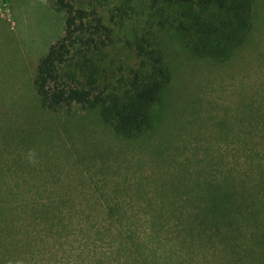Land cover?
Masks as SVG:
<instances>
[{
    "label": "rangeland",
    "instance_id": "374dc122",
    "mask_svg": "<svg viewBox=\"0 0 264 264\" xmlns=\"http://www.w3.org/2000/svg\"><path fill=\"white\" fill-rule=\"evenodd\" d=\"M51 3L0 0V264H129V252L147 256L138 264H264V196L233 216L259 210L255 225L217 238L186 232L189 210L166 203L224 201L219 192L238 183L251 194L264 173V0L223 63L193 57L147 0L88 2L105 19L129 9L104 52L122 55V40L146 29L172 74L151 128L128 140L96 109L41 107L34 66L64 27Z\"/></svg>",
    "mask_w": 264,
    "mask_h": 264
},
{
    "label": "trees",
    "instance_id": "16d2710c",
    "mask_svg": "<svg viewBox=\"0 0 264 264\" xmlns=\"http://www.w3.org/2000/svg\"><path fill=\"white\" fill-rule=\"evenodd\" d=\"M51 1L52 8L63 14L64 27L61 37L34 66L32 87L41 107L54 113L96 109L102 122L127 140L151 128L153 108L160 103L172 78L152 32L143 29L132 38L125 37L122 55L114 56L107 52L114 48V24L116 19L128 17V6L117 7L105 19L89 7L90 0H80L86 2L85 7L79 6L78 0ZM147 1L158 14V25L174 28L187 51L198 59L227 61L245 44L254 26V0ZM249 188L245 194L241 183L226 187L219 192L224 201L166 203L172 207L171 214L182 217L189 210L191 226L186 232L217 238V234L239 231L240 224L257 223L254 212L259 210H249L239 220L233 217L241 215L243 201L264 196V173L255 180L251 194ZM235 203H239L236 214L232 210ZM107 211L112 213V207ZM222 240L227 244L229 238L223 236ZM129 254V264L141 260L149 263L143 254L141 260L133 252Z\"/></svg>",
    "mask_w": 264,
    "mask_h": 264
}]
</instances>
